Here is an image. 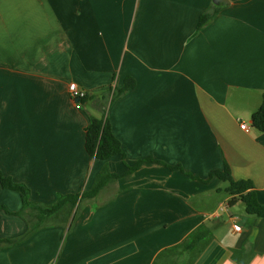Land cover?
<instances>
[{"label":"crops","instance_id":"0c3cea01","mask_svg":"<svg viewBox=\"0 0 264 264\" xmlns=\"http://www.w3.org/2000/svg\"><path fill=\"white\" fill-rule=\"evenodd\" d=\"M127 77L135 88L107 108L125 162L183 172L144 163L83 201L72 226L1 244L0 264H153L203 224L214 240L195 264L245 263L250 253L249 264H264V218L229 207L227 186L209 177L228 164L264 205V133L251 124L264 95V0H0L3 174L52 206L88 191L104 166L126 172L121 156L91 158L85 131L102 114L94 101ZM71 83L95 98L77 109ZM0 207L17 213L21 197L0 184ZM28 229L0 210L1 241Z\"/></svg>","mask_w":264,"mask_h":264},{"label":"trees","instance_id":"16d2710c","mask_svg":"<svg viewBox=\"0 0 264 264\" xmlns=\"http://www.w3.org/2000/svg\"><path fill=\"white\" fill-rule=\"evenodd\" d=\"M219 12L214 9L210 13H205L200 17L197 30L205 27ZM136 81L132 77H127L121 87H115L103 92L101 97L94 101V107L101 111V117H91L90 124L85 131V150L87 154L93 158L107 161L115 156H121L127 170L123 174L111 173L108 166H104L95 178L92 187L88 191L81 194L61 195L55 205L44 206L35 204L30 201V191L24 184L15 182L11 177L5 176L0 169V184L4 189L14 191L19 194L22 201V210L17 213H10L4 207L8 214H13L26 219L29 223V229L25 235L15 240H0V245L7 243L8 245H17L31 238L38 230L50 225H69L72 226L76 220L80 206L83 201L93 199L110 183L119 178L129 175L138 170L146 162H156L168 167L170 170H182L178 165L171 167L160 161L150 158L140 160L135 166H129L125 162V153L122 149L120 141L114 136L108 119L107 108L117 98L125 95L134 89ZM95 97L88 95L81 102L85 104ZM252 126L260 132L264 133V95L260 108L252 115ZM210 179L218 178L221 182L228 183L225 192L230 197L229 207H234L238 203H243L245 211L248 215L264 218V205L257 198L253 184L246 180H235L232 177L228 164H225L223 170L212 171L209 175ZM214 225L203 224L191 233L185 241L161 252L155 259L153 264H176L174 257L186 256L187 260L183 264H195L201 257L203 252L213 242ZM245 252V250L233 251V261L239 263L236 258L237 253ZM253 253L248 255L245 263L249 264L252 260Z\"/></svg>","mask_w":264,"mask_h":264},{"label":"built area","instance_id":"2783aa9c","mask_svg":"<svg viewBox=\"0 0 264 264\" xmlns=\"http://www.w3.org/2000/svg\"><path fill=\"white\" fill-rule=\"evenodd\" d=\"M69 97L74 101L77 109L82 108V100L88 97L89 93L83 89H81L76 83H71L68 87ZM241 129L245 131H249V128L246 124H241ZM241 227L239 225L234 226V231H240Z\"/></svg>","mask_w":264,"mask_h":264},{"label":"rangeland","instance_id":"374dc122","mask_svg":"<svg viewBox=\"0 0 264 264\" xmlns=\"http://www.w3.org/2000/svg\"><path fill=\"white\" fill-rule=\"evenodd\" d=\"M226 186H228L227 183H225ZM240 207H243V204H240V206L236 207V209H234V211H236V213L239 211ZM176 264H183V262H185L187 260L186 256H178V257H174Z\"/></svg>","mask_w":264,"mask_h":264},{"label":"water","instance_id":"95a60500","mask_svg":"<svg viewBox=\"0 0 264 264\" xmlns=\"http://www.w3.org/2000/svg\"><path fill=\"white\" fill-rule=\"evenodd\" d=\"M215 5H219L221 3H228V0H214Z\"/></svg>","mask_w":264,"mask_h":264}]
</instances>
